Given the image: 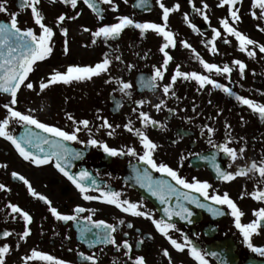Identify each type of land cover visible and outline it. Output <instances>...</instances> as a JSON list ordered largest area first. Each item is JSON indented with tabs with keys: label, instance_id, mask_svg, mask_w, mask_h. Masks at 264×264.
Listing matches in <instances>:
<instances>
[{
	"label": "flooded vegetation",
	"instance_id": "obj_1",
	"mask_svg": "<svg viewBox=\"0 0 264 264\" xmlns=\"http://www.w3.org/2000/svg\"><path fill=\"white\" fill-rule=\"evenodd\" d=\"M0 2H3L8 9L7 12H0V23H10V14L16 13L18 26L21 29L33 27L34 31L40 32L30 9L19 6L21 0H0ZM94 2L101 9L99 15L85 5L83 0H78L75 9L62 3V0L55 2L41 0L38 8L45 17V23L52 26L55 32L52 41L53 53L34 66V71L29 75L34 89L29 90L22 86L18 92V103L14 107L25 113L31 110V114L42 122L68 131L73 130L72 121L67 118L69 114L76 121L81 119L90 121L91 137L88 130H84L82 126V131L78 133L80 140L85 143L63 142L67 147L82 153L81 158L71 161L67 170L71 174L82 170L90 173V179L85 182L90 188L88 194L100 195L98 186L104 191L121 192V199L142 202V211L151 212L156 219L163 218L174 223L176 229L170 230V235L179 242H183V237L187 236L193 244L206 253L209 264H264V257L252 253L247 248L226 206L214 205L212 201L201 197L203 203L221 208L225 215L213 216L206 208L201 209L189 204L187 206L193 212L191 223L181 220L178 216L168 218L163 212L168 204L161 203L162 206L159 207L148 195L149 191L137 183L136 177L137 169L142 174L145 168L152 177L165 175L166 181L171 180L170 177L156 172L139 161L138 156L125 154L113 157L105 153L102 147L87 144L88 139L96 138L117 149L126 150L127 147H134L138 154H142L143 146L139 143V138L124 127L131 122L130 126L133 129L140 128L145 131L149 138L159 145L154 152V159L158 163H167L189 180L193 177L207 180L212 184L210 194L213 190L220 194L227 191L244 212L242 223L250 222L255 218L253 210L264 207V201H257L249 194L257 189H264V182H261L258 174H249L248 177H237L231 182H224L216 175L213 157H215L214 163L225 171H235L252 161L259 163L264 159V120L235 99V95H243L264 103V53H260L256 48L254 49L256 56L248 57L246 53L239 51L235 38L226 34L216 41L218 52L212 54L209 51L210 46H207V42L212 37L211 28L215 27L223 31L219 20L228 16V6L219 7V0H192L199 8H202L203 2L209 5L205 11L209 15L210 23L205 22L201 15L193 11L188 0H162L169 7L176 3L181 6L169 16V28L175 33L177 45L168 49L173 60L168 65L164 79L155 81L157 86L152 88L148 81L155 74L154 66L160 67L163 62V54L159 51L164 42L161 36L152 31L141 35L140 30L134 27L125 29L119 37L107 41L103 37L94 38L91 33L100 26L118 22L117 18L121 15H127L138 22L161 23L162 9L156 0H148L144 7L134 6L139 0H127V3L124 0H113L115 11L112 5L103 3V0H94ZM237 7L240 9L241 22L235 26L250 38L264 43V32H260L256 27L258 24L264 27V18H259L261 10L252 7V0H241ZM253 11L257 13V18L251 15ZM77 12L81 14L75 20L67 18ZM62 13L66 15V19L62 24L57 25L56 18ZM184 13H188L191 22L200 28L199 33L194 32L184 21ZM61 28L68 29L66 38L63 37ZM85 28L90 31H84ZM225 38L231 42L225 44L223 42ZM64 39H67L69 45V52L66 55L63 53ZM181 41L190 43L209 63L221 66L228 63L232 66L234 59H240L247 65L243 78L239 75L238 67H233L230 79L227 75L211 74L212 78L232 88L234 95L229 96L222 90L213 89L210 85L200 89L197 82L182 78H178L169 94L163 93V85L170 82L177 65L180 66L181 71H199L207 74L191 49L184 48ZM105 53L112 60L108 73L88 81L73 82L69 85L59 83L49 86L43 92L39 90V83L42 80L46 81L52 69L64 71L69 64L94 65L104 58ZM117 56L120 60H116ZM129 64L134 67L129 69ZM110 77L111 81L106 83L105 81ZM118 80L132 83L130 96L119 90ZM172 92H175V95ZM140 100L145 103L137 104ZM161 100L165 103L157 111L154 105ZM9 102L10 95L0 92V119L7 115V109L3 108V104ZM169 109L174 111L170 112ZM141 111L149 113L153 119L160 122L159 125H143L139 117ZM98 117L107 118L114 126L111 137L107 135L109 129L100 127L102 120ZM226 123L231 126L230 129L225 127ZM206 126L214 128L215 132L209 136ZM27 128H31L36 133L42 132L34 126H25L14 121L9 125V131L17 137ZM209 138L218 146L228 143L230 139V147L237 150L244 147L245 152L243 156L238 153V158L233 162L219 147L214 148L209 144ZM39 154L43 155V153ZM0 164L7 165L6 168L0 167V183L5 184L8 189V191L0 190V245L8 243L13 249L7 256V264L14 262L15 258L21 260V257L29 255L33 248L68 261L70 264H91L78 255L80 252L86 255L95 254L97 264H133L132 260L124 255L126 250L123 248L117 251L115 246L99 241L93 247H89L86 239H94L93 234L100 230L93 228L92 233L82 237L80 230L87 221L82 219L77 225L74 221L56 220L50 213L48 205L38 197L32 196L23 181L14 178L12 172L23 175L35 191L48 197L52 201V206L61 213L72 214L76 206H81L94 210V212L81 213V217L92 215L94 220L103 219L107 223L114 224L116 231L113 236L117 244H122L124 239H128L133 246L130 253L133 260L137 255H142L147 264H169L168 258L163 256V250L167 249L172 264H197L187 249L178 252L172 248L168 240L156 231L149 219L123 213L114 205L106 204L101 200H84L79 189L55 167L54 158L46 165H34L25 161L10 141L0 137ZM133 167L134 172H130ZM92 180L96 181L95 185L91 183ZM242 192L243 198H241ZM9 203L17 204L33 217L32 223L28 225L31 228V235L24 241L20 240L18 235L25 227L24 221L18 214L11 212ZM121 219L125 222L123 225L119 223ZM129 223L133 225L132 228L128 227ZM5 230L12 235L3 237L2 233ZM125 233L128 235L125 236ZM140 240H143V243H138ZM253 243L264 246V231L254 235ZM17 244H19L18 248ZM18 264H23L22 260ZM29 264H46V262L34 260Z\"/></svg>",
	"mask_w": 264,
	"mask_h": 264
},
{
	"label": "snow or ice",
	"instance_id": "obj_2",
	"mask_svg": "<svg viewBox=\"0 0 264 264\" xmlns=\"http://www.w3.org/2000/svg\"><path fill=\"white\" fill-rule=\"evenodd\" d=\"M53 2H55V0H53ZM124 2L127 3V0H124ZM156 2L158 3L160 9H162L161 23L138 22L127 15H121L117 18L118 22L100 26L96 31L91 33L94 38L103 37L107 41L108 39H115L119 37L125 29L134 27L135 29L140 30L141 35H144L148 31H152L161 36L164 42L160 46L159 51L163 54V62L160 67L154 66L155 74L148 81L149 86L152 88L157 86L155 81L164 79V74L167 71L168 65L173 60V56L170 54L168 49L175 48L177 41L175 33L169 28V16L171 13L178 11L181 7L179 3L169 7L166 6L162 0H156ZM188 2L192 5L194 12L201 15L205 22L210 23L209 15L205 11L209 8V5L206 2H203L202 8L196 7L192 0H188ZM240 2L241 0H219V7H224L225 5L228 6V16L219 20V24L222 26L223 31L215 27L211 28L212 37L211 40L207 42V46H210L209 51L212 54H216L218 52L216 41L225 34L227 36L234 37L238 42L239 51L246 53L248 57L256 56V51L254 50L256 48H258L260 53H264V43H259L258 41L250 38L247 34L240 31L238 27L235 26L241 22L240 9L237 7V4ZM40 3L41 0H21L19 5L22 8L30 9L35 25L39 26V33L34 31L33 27L21 29V27L18 26L16 13L10 14V23H0V92L10 95V102L3 104V108L7 109V115L3 119H0V137L10 141L18 154L25 161L34 165H46L52 162L54 158L55 167L59 169V171L62 172L76 186L77 189H79V192L84 200H101L106 204L114 205L123 213L130 214L134 217H144L149 219L155 226L156 231L168 240L172 248L178 252H184L185 249H187L189 255L197 262V264H209V261L206 259V253L193 244L187 236L183 237V242H179L170 235V230L176 229V225L174 223H170L168 220L163 218L156 219L153 217L151 212L142 211V202H132L128 199H121L122 194L119 191H104L97 186V190L100 192V195H90L88 194L90 190L89 185L85 183L90 179V173L87 170H82L78 173L71 174L67 170L71 161L73 159L81 158L82 153L67 147L63 142L77 141L79 143H85L80 140L78 133L82 131L83 127L84 130H88L89 136L91 137L92 134L91 129L89 128V120L81 119L76 121L75 118L69 114L67 118L72 121L73 130L68 131L62 127L42 122L35 115L31 114V110L25 113L14 107L18 103V92L22 86L29 90L34 89V84L29 80V75L34 71V66L37 62L44 61L49 58L53 53L52 41L55 32L52 26H48L45 23V17L42 11L38 8ZM62 3L70 5L71 8L75 9L77 8L78 0H62ZM83 3L99 15L101 9L97 7L94 0H83ZM103 3L112 5L113 10H116V6L113 5V0H103ZM147 3L148 0H139L138 4L134 6L144 7ZM252 7L259 8L261 10L259 18H264V0H252ZM7 11L8 9L4 6V3L0 2V12ZM80 14V12H77L75 15L67 18L75 20ZM251 15L253 18H257V13L255 11H253ZM65 19L66 15L63 13L60 14L56 18L57 25L62 24ZM183 19L188 23V26L194 32H200V28H198L197 25L192 23L189 19L188 13H184ZM256 27L260 32H264V27L259 24L256 25ZM60 31L63 37L66 38L68 36L67 28H61ZM84 31L90 30L85 28ZM223 42L225 44H229L231 41L225 38ZM93 43H95V39H93ZM180 43L184 48L191 49L194 57L199 61L200 65H202L203 69L206 70L207 74H203L199 71H181L180 66L177 65L174 73L170 77V82L163 85V93L165 95L169 94V92L173 89V86L176 84L178 78H182L186 81H195L198 83L200 89L210 85L213 89L222 90L229 96L234 95L232 88L218 82L216 79L212 78L211 74L215 73L219 76L227 75L230 79L233 67H238L239 75L243 78L247 65L242 60L234 59L232 61V66H229L228 63H225L222 66L216 63H209L201 57L200 53L197 52L190 43L187 41H181ZM68 52V41L67 39H64L63 53L66 55ZM116 60H120V57L117 56ZM111 63L112 60L109 58V55L105 53L104 58L94 65L69 64L66 66L64 71L54 68L48 75L46 81L42 80L39 83V90L43 92L51 85L59 83L69 85L73 82L88 81L93 79V77H99L102 74L109 72ZM132 67H134V65H128L129 69ZM110 81L111 77L105 82L107 83ZM141 82L143 83V79ZM117 83H119V90L122 93L128 96L131 95V92L129 91L133 87L131 82L118 80ZM172 94L175 95V92H172ZM235 99L240 104L246 105L253 113L258 114L261 120H264V103H259L256 100L247 98L243 95H235ZM143 103H145L143 100L137 101V104L139 105H142ZM164 103L165 102L161 100L160 103L155 104L154 107L157 111H159ZM133 111H135V109H133ZM169 111L172 112L174 110L169 109ZM139 117L142 124L145 126H157L160 123L159 121L153 119L149 113L144 111L139 113ZM98 119L102 120L100 127L109 129L107 135L111 137L113 135L114 126L109 123L107 118L98 117ZM13 121L25 126H34L36 129H40L43 133H48L49 136H42L39 133L33 132L31 128H27L21 136L17 137L9 131V125ZM130 125L131 122L124 125V127L128 132H133L139 138V143L143 146L142 154H138L134 147H127L126 150L117 149L110 147L107 143L96 138L88 139L87 144L100 146L105 153L113 157L125 154L134 157L138 156L139 161H142L144 164L150 166L156 172L166 174L170 177L175 184L166 180H154L147 168L143 170L142 174L140 173V170L137 169L136 177V181L141 187L146 188L153 196L157 197L162 204H168V207L163 209L164 215L168 218L178 216L181 220H186L191 223L193 212L187 206L189 204L195 205L197 208L201 209L206 208L213 216L225 215V212L221 210V208L203 203L200 199L201 197H203L204 200L212 201L214 205L226 206V208L230 210V215L234 218L235 227L242 234L247 248L251 250L252 253L258 254L260 257H264V246H257L253 243L254 235H258L261 231H264V207L253 210L255 218L248 223H242L244 212L230 197L227 191L220 194L219 192L213 190L210 194L209 190L212 189V184H210L207 180H199L195 177L189 180L181 176L178 170L173 169L167 163H158L156 159H154V152L159 145L150 139L145 131L140 128L133 129ZM160 126L162 127L163 125ZM225 127L228 129L231 128V126L227 123L225 124ZM214 132V128L207 127V133L209 136ZM208 142L209 144H212L214 148L219 147L233 162L238 158V153L240 156H243L245 152L244 147H241L238 150L230 147V139L228 143H224L219 146L213 144V141L210 138ZM44 145H50V150L45 152L43 147ZM29 147L37 149L38 152L30 151ZM39 153H43V155H40ZM200 158L207 159V157ZM214 161L215 157H213V167L216 175L224 182H231L237 177H248L249 174H258L261 178V182H264V159H261L259 163L252 161L249 165L239 167L235 171L222 170L218 164L214 163ZM0 167L6 168L7 165L0 164ZM11 175L20 181H23L32 196L38 197L40 200L44 201L45 204L48 205L50 213L56 218V220L64 222L74 221L77 225L80 224L82 219L87 221V224L80 230L82 237H86V234L92 233L93 228L100 230L93 234L94 239H86L89 247H93L97 241L103 244H111L116 247L117 251H119L120 248L125 249L126 251L124 255L127 256L129 260H132L133 264H147L145 257L142 255H137L133 260V257L130 255L133 246L129 243L128 239H124L122 244H117V241L113 236V233L116 231V226L114 224L107 223L103 219L94 220L92 215L85 217H81L80 215L86 211L94 212V210L76 206L73 209L72 214H63L58 211L56 207L52 206V201L48 197L37 193L31 183L23 175L17 172H12ZM91 183L95 185L96 181L92 180ZM181 189H184V191ZM0 190L8 191L6 185L3 183H0ZM249 195L257 201H264V189H257ZM173 196L176 197L175 207L169 203L170 198ZM243 196L244 193L242 192L241 198H243ZM8 207L11 209L13 214H18L24 221L25 227L22 233L18 235L20 240H26L31 235V228L28 227V225H30L33 221L32 215H30L28 211L19 207L17 204L9 203ZM119 223L123 225L125 222L121 219ZM88 225H91V227ZM128 227L132 228L133 225L129 223ZM10 235H12V233L7 230L2 233L3 237H8ZM124 235L127 236L128 234L125 233ZM148 238L150 239L151 236ZM138 243H143V240L138 241ZM16 247L18 248L19 244H17ZM12 250V247L8 243L0 245V264H7V256ZM78 255L86 262L97 264L95 254L86 255L85 253L80 252ZM211 255L217 254L211 253ZM163 256L168 258L169 264H172V258L167 249L163 250ZM21 260L23 264H29L30 261L34 260L45 261L46 264H70L68 261L58 259L53 255L39 251L35 248L31 250L29 255L21 257Z\"/></svg>",
	"mask_w": 264,
	"mask_h": 264
},
{
	"label": "water",
	"instance_id": "obj_3",
	"mask_svg": "<svg viewBox=\"0 0 264 264\" xmlns=\"http://www.w3.org/2000/svg\"><path fill=\"white\" fill-rule=\"evenodd\" d=\"M22 134H23V133H22ZM22 134H21V135H22ZM21 135H20V136H21ZM40 135L45 136V137L49 136V135H47V134H40ZM53 139H56V138H53ZM43 147H44V149H45V152L49 151L50 148H51L50 145H44ZM29 150H30V151H33V152H38L37 149H35V148H31V147H29ZM158 200H159V199H158ZM172 203H173V202H172ZM157 204H158V205H161V203H160L159 201L157 202Z\"/></svg>",
	"mask_w": 264,
	"mask_h": 264
},
{
	"label": "rangeland",
	"instance_id": "obj_4",
	"mask_svg": "<svg viewBox=\"0 0 264 264\" xmlns=\"http://www.w3.org/2000/svg\"><path fill=\"white\" fill-rule=\"evenodd\" d=\"M17 254H18V253H17ZM19 261H21L20 258H19V259H16V258H15V261H14V262H9V264H13V263L18 264Z\"/></svg>",
	"mask_w": 264,
	"mask_h": 264
}]
</instances>
